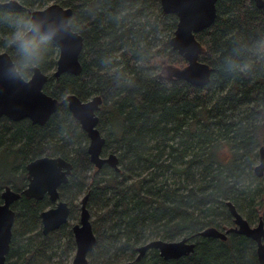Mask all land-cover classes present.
Instances as JSON below:
<instances>
[{
  "label": "trees",
  "instance_id": "obj_1",
  "mask_svg": "<svg viewBox=\"0 0 264 264\" xmlns=\"http://www.w3.org/2000/svg\"><path fill=\"white\" fill-rule=\"evenodd\" d=\"M16 1L28 13L50 4L71 9L83 48L78 75L53 78L58 49L41 70L48 76L43 91L58 101L43 125L0 119V195L8 183L17 192L25 187L26 164L36 158L61 157L72 165L58 190L70 208L68 221L43 235L40 213L53 204L46 196L21 195L12 205L5 264L68 261L75 250L69 220L76 219L81 193L88 201L102 197L91 223L96 241L89 264H258L253 240L234 232L225 241L198 234L234 227L227 202L249 224L261 218L264 226V173L256 177L253 168L264 150V64L248 76L221 67L230 38H264V8L255 0H217L214 22L195 35L198 60L210 69L209 83L196 86L166 74L168 66L182 69L187 61L169 45L177 17L164 13L159 0ZM68 94L101 98L102 155L116 154L119 172L107 165L94 171L88 138L64 101ZM182 238L194 243L187 256L165 260L150 249L138 258L149 241Z\"/></svg>",
  "mask_w": 264,
  "mask_h": 264
},
{
  "label": "water",
  "instance_id": "obj_2",
  "mask_svg": "<svg viewBox=\"0 0 264 264\" xmlns=\"http://www.w3.org/2000/svg\"><path fill=\"white\" fill-rule=\"evenodd\" d=\"M259 7L264 8L261 0H255ZM217 0H159L161 9L166 14H174L177 24L173 36L169 40L171 49L183 55L187 65L172 74L173 78L180 79L189 84L204 86L209 83L210 69L199 62L198 57L202 46L195 35L211 26L216 17ZM15 7L20 4L15 0ZM47 10V11H45ZM30 13L42 17L45 22L59 23L65 17H71L72 11L59 4H50L43 9L33 10ZM58 45V58L56 68L52 74L54 79L61 74L78 75L81 72L79 56L83 48V38L76 32L61 31L54 38ZM7 57L0 56V119L10 121L27 119L32 124L43 125L57 110L58 101L43 91L48 76L41 70L25 82L6 72ZM64 101L71 116L78 122L80 128L88 138L87 154L90 163L100 169L107 165L115 172H119L118 157L110 153L102 157V148L105 140L97 128L99 118L97 112L102 100L94 96L82 101L75 94H68ZM260 163L254 168L256 177L264 173V150L260 148ZM72 165L61 157H40L26 164L27 185L21 193L15 192L9 186L3 188L0 203V264H5V257L9 251L11 229L15 213L12 204L21 195L40 200L45 194L55 203L40 213L42 234L55 231L68 221L70 208L67 203L59 200L58 187L66 184ZM88 194H85L80 203L79 222L72 227L75 252L70 264H89L87 254L95 245V235L90 222V214L86 208ZM226 206L233 219L234 227L220 231L214 227L202 230L198 235L212 237L225 241L230 232L243 235L256 244L258 264H264V226L260 218L256 226L250 224L236 211L232 203ZM157 250L160 257L165 260L179 259L187 256L194 250L191 239L182 238L178 241L152 240L142 246L138 251V258L148 250Z\"/></svg>",
  "mask_w": 264,
  "mask_h": 264
},
{
  "label": "clouds",
  "instance_id": "obj_3",
  "mask_svg": "<svg viewBox=\"0 0 264 264\" xmlns=\"http://www.w3.org/2000/svg\"><path fill=\"white\" fill-rule=\"evenodd\" d=\"M74 23L71 17L46 23L35 13L18 10L15 0H0V56L7 57L6 72L27 82L35 71L49 65L58 49L54 38L61 31L72 32ZM229 42L231 51L223 55L221 64L225 71L248 76L264 64V38L249 42L236 36ZM163 71V65L157 68Z\"/></svg>",
  "mask_w": 264,
  "mask_h": 264
},
{
  "label": "rangeland",
  "instance_id": "obj_4",
  "mask_svg": "<svg viewBox=\"0 0 264 264\" xmlns=\"http://www.w3.org/2000/svg\"><path fill=\"white\" fill-rule=\"evenodd\" d=\"M180 68H176L174 66H168L167 69H166V74L168 77H171L172 74L174 72H176L177 70H179ZM105 157V156H104ZM260 163V156H258L255 160V164L253 166V168H255L257 165H259ZM94 171H96V168L94 166H92ZM2 168H0L1 170ZM91 170V172L88 173V176H90V174L92 172H94ZM11 176V175H9ZM7 186H12L10 183H8ZM84 196V193H81L78 198H77V201H76V204H77V207L75 208L76 209V213H75V218L76 219H72V220H69V222L71 223V225H75L79 222V215H80V203H81V199L83 198ZM86 208L90 214V222L93 223L95 222V220L97 219V216L99 214V212L101 211V208H102V197L101 196H98V195H95L93 196V198L91 200H89L86 204ZM94 224V223H93ZM257 223H254V224H250V226H256ZM72 238H73V235H72ZM74 241V240H73ZM75 252V250H74ZM74 252L71 254V256L69 257L68 261L65 260V256H63L60 260L59 259H56V260H59L60 262H65L64 264H70L71 261H72V258L74 256Z\"/></svg>",
  "mask_w": 264,
  "mask_h": 264
},
{
  "label": "flooded vegetation",
  "instance_id": "obj_5",
  "mask_svg": "<svg viewBox=\"0 0 264 264\" xmlns=\"http://www.w3.org/2000/svg\"><path fill=\"white\" fill-rule=\"evenodd\" d=\"M91 98H92V97H91ZM102 157H103V155H102ZM66 161H68V160H66ZM68 162H69V161H68ZM97 170H99V169H97ZM25 171H26V170H25ZM69 176H70V174L68 175V177H69ZM27 183H28V182H27V174H26V184H25V187H26ZM5 187H6V186H5ZM9 187H10V186H9ZM25 187H24L23 189H25ZM23 189H22L20 192H18V193H21V192L23 191ZM58 190H59V187H58ZM14 191H15V190H14ZM15 192H17V191H15ZM22 196H23V195H22ZM45 196H46V197L48 198V200L53 204V205L50 206L49 208H53V207L55 206V203L52 202L46 194H45L43 197H45ZM24 197H25V196H24ZM43 197H42V198H43ZM0 198H1V195H0ZM26 198H28V197H26ZM42 198H41V199H42ZM32 199H33V198H32ZM35 200H36V199H35ZM59 200H61V199L59 198ZM61 201H62V200H61ZM1 202H2V201L0 200V203H1ZM15 202H16V201H15ZM15 202H14V203H15ZM14 203H13V204H14ZM13 204H12V205H13ZM49 208H47V209H49ZM11 209L13 210L12 206H11ZM47 209H45V210H47ZM13 211H14V210H13ZM43 211H44V210H43ZM72 227H73V226H72ZM71 230H72V229H71ZM43 235H44V234H43ZM149 242H150V241H149ZM147 243H148V242H147ZM72 259H73V258H72ZM71 262H72V261H71Z\"/></svg>",
  "mask_w": 264,
  "mask_h": 264
}]
</instances>
